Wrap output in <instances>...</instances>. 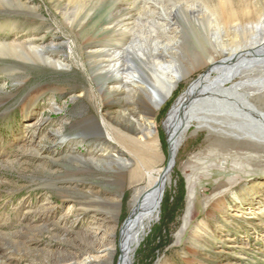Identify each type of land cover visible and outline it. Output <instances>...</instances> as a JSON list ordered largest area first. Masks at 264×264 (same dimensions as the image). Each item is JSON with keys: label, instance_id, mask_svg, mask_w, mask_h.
<instances>
[{"label": "rangeland", "instance_id": "obj_1", "mask_svg": "<svg viewBox=\"0 0 264 264\" xmlns=\"http://www.w3.org/2000/svg\"><path fill=\"white\" fill-rule=\"evenodd\" d=\"M194 1L92 0L70 23L65 13L73 19L83 0H0V46L48 49L70 66L57 71L0 54V264H119L123 229L133 212L132 195L145 184L130 183L136 161L112 138L106 137L103 148L123 163L88 162L96 139L83 142L76 134L93 117L104 132L117 129L142 137L130 125L129 116L143 117L145 96L134 102L123 90L112 97L105 94L98 76L102 51L125 49L135 36L134 44L144 46L149 32L156 31L155 24L169 23L170 18L168 35L157 30L159 47L177 53L178 62L190 73L153 116L159 154L155 175L170 168V179L157 217L141 234L132 262L264 264V155L231 156L212 145L214 137L192 122L171 165L167 117L207 73L202 58L221 61L231 50L249 43L247 33L238 36L233 29L219 38L206 11L210 1L203 5ZM243 1L257 8L264 21V0ZM118 12L123 14L122 29L112 28ZM148 45L154 48V43ZM138 68L146 81L153 66L139 63ZM31 97L40 98L29 119L24 110ZM118 184L124 191L118 211L112 206L108 216H93L71 210L72 190L93 191L116 202ZM167 205L173 213L159 245L153 236L164 223ZM43 223H49V229Z\"/></svg>", "mask_w": 264, "mask_h": 264}, {"label": "bare ground", "instance_id": "obj_2", "mask_svg": "<svg viewBox=\"0 0 264 264\" xmlns=\"http://www.w3.org/2000/svg\"><path fill=\"white\" fill-rule=\"evenodd\" d=\"M91 1L83 0L82 4L80 2L73 22L72 14L67 12L65 20L74 23L77 15L85 11L87 2ZM195 1L193 3L199 5L206 2L205 0H201L202 3L199 0ZM208 1L210 3L208 2L206 11L213 19L212 24L215 25L216 35L221 38V35H227L233 29L238 36L241 33H247V42L249 43L231 50V53L221 61L211 56L202 58L203 61L206 60L202 66L209 68L207 73L191 85L167 117L166 128L172 149L171 165L181 138L192 122L197 123L199 130H206L210 137H214L212 145H218V148L225 150L231 156L240 157L243 154L248 156L254 154L263 157L264 155V36L262 38L264 32H261L262 28L264 29V21H262L260 13H257L258 9H254L248 4L245 5L243 0ZM154 4L156 5V3ZM113 6L115 7V4ZM193 6L195 7L194 4L191 7L193 8ZM144 10H149V8H144ZM118 14L117 23L112 28L121 27L122 29L123 22L120 20L123 14L122 12H118ZM171 23L172 18L169 23H156V31H152V29L144 42L147 46L135 45L134 43L138 40L135 36L132 39V45L125 49L115 47L102 51L104 60L101 61L102 67L98 76L105 94L112 97L114 93L123 90L134 102H136V98L137 100L141 98L142 94L145 96L146 101L142 103L143 117L129 116L130 125L142 137L135 138L124 135L117 129L104 132L100 122L93 117L86 119V125L80 128V132L76 134V137L81 141L83 139L84 141L86 139L97 140L94 142L97 144L89 148L91 150L88 154V162H101V160L109 159L115 163L118 161L123 163L124 159L108 155L107 151L105 152L106 149L103 148L104 143L108 141L106 137L112 138L136 161L135 168L131 172L130 183L144 182L143 184H145L143 187L137 188L132 195L133 212L123 229L122 257L119 264H133L132 254L140 242L141 234L156 219L162 202L163 188L170 179V168L165 174L162 171H157V176L155 175L159 154L152 127L154 125L153 116L159 109L161 110L180 82L190 73L189 68L187 69L182 64L183 62H178L179 55L177 53L171 49L164 50L159 47L157 30L167 31L169 29L170 31L171 28L168 27ZM109 24L111 22L105 23V25ZM98 26L102 27V25ZM125 29L129 33L132 31L131 28ZM221 41L219 44L223 46L224 41L223 43ZM151 43H154V48H149L148 44ZM16 47H19V50ZM0 54L4 56L12 54L23 61L39 63L57 71L70 69L64 59H56V52L48 49L1 45ZM198 60L201 62L200 59ZM148 62L153 68H150L152 72L149 76L150 80L146 76L145 81L142 78L143 73L138 70V65ZM177 66L181 69L178 70ZM237 78L238 82L226 87L229 82L235 81ZM39 98L31 97L28 101L29 105L24 110L26 118H33L34 107ZM98 147L101 148L98 149ZM98 150L101 151L100 154H98ZM117 188L119 191L116 194V202L111 197L103 198L93 191L72 190L74 204L71 210L79 215L108 216L113 210L112 206H114V211H118L121 205L124 195L122 184H118ZM49 217L48 214L47 218ZM59 220H65V217ZM59 220L52 223H58ZM43 226L49 229V223H43Z\"/></svg>", "mask_w": 264, "mask_h": 264}, {"label": "trees", "instance_id": "obj_3", "mask_svg": "<svg viewBox=\"0 0 264 264\" xmlns=\"http://www.w3.org/2000/svg\"><path fill=\"white\" fill-rule=\"evenodd\" d=\"M165 208V207H164ZM164 212V223H162L159 227H158V229L155 231V233L156 234H154V236H153V241H154V243H157V244H161L162 243V239L164 238V236H165V232H166V230H165V226H166V224H167V222H168V218L172 215V213H173V211H172V208L169 206V205H167L166 206V208H165V211H163ZM158 248V247H157ZM153 250H156V248L154 247V249Z\"/></svg>", "mask_w": 264, "mask_h": 264}]
</instances>
